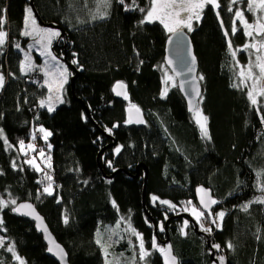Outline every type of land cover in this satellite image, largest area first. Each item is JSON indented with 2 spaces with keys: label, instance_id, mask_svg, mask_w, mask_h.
<instances>
[{
  "label": "trees",
  "instance_id": "1",
  "mask_svg": "<svg viewBox=\"0 0 264 264\" xmlns=\"http://www.w3.org/2000/svg\"><path fill=\"white\" fill-rule=\"evenodd\" d=\"M218 3V9L204 8L202 19L188 31L203 77L204 137L178 83L169 88L165 83L169 33L158 21L140 23L145 13L138 7L147 10L151 0H125L123 5L110 0L107 6L103 0H34L42 20L64 31L54 52L76 60L80 70L74 82L77 99L69 84V102L53 112L40 107L48 94L42 74L21 72L23 56L16 46L27 43L23 30L27 9L34 12L33 7L28 0H0V31L8 33L0 47V129L9 142L0 137V199L16 200L0 209V264H59L47 254L34 222L12 210L24 201L44 215L71 264H113L121 252L135 255V264H163L155 250L140 259L131 229L153 249L151 219L169 211L160 201L178 206L197 202L199 185L208 187L218 202L212 208V239L229 263L264 264V203L257 202L264 200V102L253 105L249 86H234L240 84L241 64L246 66L255 51L244 48L248 38L234 16L237 10L249 14L248 0ZM105 12L102 19L93 18ZM119 82L127 86L126 98L113 91ZM130 106L144 113V124L127 122ZM39 125L51 131L47 142L37 133V143L51 157V181L27 163L30 154L20 144L30 141ZM50 182L55 187L51 195L44 192ZM219 212L222 219L215 216ZM110 225L118 229L111 246L103 235ZM168 230L179 264L211 263L206 241L192 225L184 230L182 223H174ZM9 246L20 260L7 251Z\"/></svg>",
  "mask_w": 264,
  "mask_h": 264
},
{
  "label": "rangeland",
  "instance_id": "2",
  "mask_svg": "<svg viewBox=\"0 0 264 264\" xmlns=\"http://www.w3.org/2000/svg\"><path fill=\"white\" fill-rule=\"evenodd\" d=\"M164 2H165V0H159V2L157 3L158 14L160 12V4H162ZM206 7L207 6H205V8ZM254 9L255 10L253 12L248 11L249 14H245L244 11H241V12H243L244 20H246L249 24L253 25V27L245 28L244 24L237 18H236V26L241 27L242 30L245 32V34L247 32L253 33V35L251 37H249L246 34V36L248 38V42L246 45L257 44L259 51H257V49L255 48V51L252 53V59L247 63V65H249V63L251 62L252 72L254 74V77H259L260 76L259 68L255 66L256 57L260 56L261 62H264V47L260 46V42L264 41V35H259L256 31L257 20L260 19V20L264 21V9L260 8L259 0H254ZM196 14H198L200 18L196 19L195 14H194L193 20L191 21L192 30L194 29L195 24L202 19L203 11L199 12V10H197ZM186 15H188V14L183 15L181 13V16H186ZM33 20L35 21V23H33ZM154 21L160 22L159 20H154ZM166 22L169 23L170 25H174V17L173 16L167 17ZM181 28H184V27H180V28H178V30ZM185 29L188 31L187 28H185ZM25 31H29L31 33V35L26 36L23 34L28 39L27 43L26 44H23L22 42L17 43V45H19V47H17V49L22 52L23 59H22L21 64L23 63V65L26 69H27L28 65L31 64L33 66L34 70H32V71H21V72L23 74H28V73H31L34 71H38L42 74L43 85L48 90L47 96L44 99H42L45 101V105L42 108L48 109L49 107H51L52 111H50V112H53L58 106L69 102V89L68 88H69V84H70V80H71V68L53 50L55 42H56V44H58V42L62 39V38L60 39L62 34L58 28L49 27V26H45V25L40 24L39 21L36 19L34 12L30 8L27 9L26 23H25V28L23 30V33ZM54 31H58L60 33V35L58 37H52L51 32H54ZM2 32L6 33V37L4 38V43H3V44H5V42H7L8 33L5 31H2ZM167 32L169 34L171 33L168 30H167ZM37 41H39V42H37ZM2 45H0V47ZM245 46H244V48L248 51H250V49H253L252 47H245ZM49 53H50V55H49ZM52 56H55L57 58V61H52V59H51ZM26 57H27V59H26ZM57 62L59 63L60 66H62L61 69L58 71L57 70H50V66L53 63H57ZM242 66H244V65L241 64L240 72L242 70ZM64 67L67 68V72L64 73L63 75H61V72L63 71ZM243 72H244V76L246 78L248 75V68L243 67ZM45 73H48V74L45 75ZM166 76L172 77V79L167 81V83H166L168 85L167 86L168 88L173 86V85H176L177 79L174 76V74L170 71V69L168 71L167 70L165 71V77ZM247 85L249 86L250 90L253 91V96L257 100V103L258 102H264V94H262V93H264V79L259 80L257 83H255V85L253 84V79H248ZM192 114L194 116L195 121L196 122L199 121V123L197 122V124L200 126V128H201V124H203L207 130V119H205L206 116L203 113V111L201 110V108L198 107ZM41 127L43 129H45L46 132L51 133V131L49 129H47L44 126L39 125V126H37L36 129L33 130V133H32V136L35 135L36 139L31 138V140L28 141L27 143H23V145H21V147H22L24 153L30 154V158L28 160H31L32 164L36 168L43 170L44 175L47 174V175L51 176V168H50L51 157H50V154L47 152L46 149H44L42 146H39L40 144L37 143V133L42 134V139L44 136V133L39 131V129ZM50 136H48L47 141H49ZM29 143L34 145L35 151H33L32 149H29L27 147V145ZM46 145L48 146L49 143ZM40 149L44 150V156L39 155ZM36 151H37V153H36ZM50 184H51V192L53 194L55 192V187H54V184L52 182H50ZM162 201H164V200H162ZM162 204L164 205V207H168L169 210L175 211L176 212L175 215L178 214L177 211L182 210V212L183 211L189 212L196 219L195 215L193 214L194 208L197 209L198 211L205 212V214L207 215V211L202 210V208L199 206L198 202H195L193 200L188 202L187 206H184V205L178 206L172 202H169L168 204H164V203H162ZM210 210L212 211V209H210ZM175 215H173V216H175ZM181 218H184V217H180L178 219H181ZM186 219L187 220H184L181 222L184 230H186V228L189 225H192L190 219L187 217H186ZM185 221H188L187 226H185V224H184ZM198 223H199V228L201 230H203L204 228H212L211 218L205 219L204 217H201ZM201 225H203V227H201ZM117 231H118V229H117L116 225L115 226L110 225L106 228V230H104L103 235H105V238H106L105 241H106L107 245L111 246L114 244V242L116 240L115 236L117 234ZM131 231H132V229H131ZM135 233H137V232H135ZM132 234H133V231H132ZM137 234L138 235H135V236H136L137 243L139 244V246H138L139 247L138 248L139 257H141V249H140L141 240L143 241L144 251L147 253V255H145L143 259H146L150 254H152V252L154 250L157 253L160 252L161 248L159 246H161V245H159L153 249H150L147 247L143 235L141 233H137ZM119 239H121V238H119ZM109 246H107V248H109ZM104 252L109 257L111 256V253H108L105 250H104ZM112 259H113V264H135L136 263L135 255L129 256L124 252L115 253V255Z\"/></svg>",
  "mask_w": 264,
  "mask_h": 264
},
{
  "label": "water",
  "instance_id": "3",
  "mask_svg": "<svg viewBox=\"0 0 264 264\" xmlns=\"http://www.w3.org/2000/svg\"><path fill=\"white\" fill-rule=\"evenodd\" d=\"M28 2L32 5L34 13L36 15L37 20L40 24L58 28L61 30V37L62 38L64 31L62 28L56 24V23H46L42 20L40 15L38 14V11L36 7L34 6V0H28ZM256 31L259 33L260 29L257 26L256 23ZM193 57L195 58L193 62ZM61 59L67 63V65L71 68V88L74 95V98H76L74 94V82L76 77L79 74V69L68 60L67 54H64ZM171 61V63H169ZM165 63L167 67L170 69V71L174 74V76L177 79L178 87L180 89V92L182 93L188 107L189 113H193L198 107H200V103L203 97V85L202 81L199 77V60L198 56L195 51V46L191 37V34L184 28H181L177 30V32L170 33L167 41H166V49H165ZM191 67L192 71L189 72L188 68ZM183 85V87H181ZM113 91L116 96L125 98L127 95V86L123 82L117 83ZM198 91L199 95H195V92ZM117 93H120L117 95ZM191 102V103H190ZM87 114L89 113L88 108L84 105ZM138 107H132L130 106L127 109V116L128 119H131L133 123L135 124H144L145 122V115L144 113L139 109ZM142 120L143 123H138L136 121ZM106 135L109 136L110 132L107 130ZM117 172V171H115ZM138 177V175H136ZM135 176V177H136ZM148 179V172L145 171L144 180L145 185L147 184ZM198 189H203V191H198ZM195 197L199 204V206L204 211H208L209 209H206L204 207V204H201V200H203L205 203H207L210 207V209L213 208L214 205L210 203L211 199H214L212 191L206 187L205 185H199L196 188L195 191ZM20 204H29L31 205V209L28 208H22L19 212L15 211V214L19 217L29 219L35 224L36 230L42 234L44 242L47 246V254L54 258L59 264H71L69 254L65 246L58 241L56 235L53 233L52 229L50 228L49 224L46 221V218L44 215L40 213L37 206L30 202V201H24L19 203L16 207H18ZM39 217L40 219H36V217ZM151 217V216H150ZM180 217H187L190 219L192 226L194 227V230L198 235H201L203 239L206 241V246L209 249V254L211 258L210 264H230L229 259L227 257L226 252L222 248V246L219 243H213L212 239V233L203 231L199 228L198 221L189 213L186 211L179 212L175 216H172L171 218H167L165 223H161V226H163L162 233H167L166 238L162 239L157 232V223L152 218L156 234L154 236V242L156 247L161 245L164 249V252H159V255L162 259L163 264H173V257L175 258L174 264H179L180 259L175 253V249L173 247V244L171 242V237L169 235L168 230V224L172 218L178 219ZM213 245H219V249L214 248ZM49 248L52 249V251H49ZM155 248V247H154ZM223 257V262H221L220 258Z\"/></svg>",
  "mask_w": 264,
  "mask_h": 264
},
{
  "label": "snow or ice",
  "instance_id": "4",
  "mask_svg": "<svg viewBox=\"0 0 264 264\" xmlns=\"http://www.w3.org/2000/svg\"><path fill=\"white\" fill-rule=\"evenodd\" d=\"M133 2H134V0H133ZM158 2H159V0H151V5H150V7L147 10L145 8H143V7H138V10L140 12L145 13V16L141 19L140 23L144 24V23L154 22V20H159L160 23L163 24L164 27L169 32L174 33V34L177 32L178 28H180V27H184V28H187L188 31H192L191 21L193 20L194 14H195V18L196 19L200 18L199 15L196 14L197 10H199V12H202L204 10L205 6H212V7L217 8V9L219 8L218 0H165L164 3L160 4V12L158 14V10H157V3ZM103 3L105 4V6H107L110 3V0H103ZM119 3L121 5H123L125 3V0H119ZM259 6H260L261 9H264V0H259ZM247 10L249 12H253L255 10L254 9V0H248ZM229 11H232V9L229 8ZM181 13H188V15L181 16ZM106 14H107L106 12L105 13H101L99 17L94 16L93 18L94 19H96V18H101L102 19ZM217 15H219L218 12H217ZM169 16H173L174 17V25H170L169 23L166 22V18L169 17ZM234 16L237 19H239L244 24L245 28L253 27V25L249 24L246 20H244L243 12L237 10V11H235ZM33 23H35L34 20H33ZM233 23H235V21ZM2 24H3V18L0 17V25H2ZM221 24H223L222 21H221ZM257 26L260 29L258 34L259 35H264V21L258 19L257 20ZM231 31H232V34L235 35L236 32H237L236 27H232ZM23 34L26 35V36L27 35H31V33L29 31H25ZM224 34L227 37L228 36V31L225 30ZM246 34L249 37H251L253 35L252 32H247ZM59 35H60V33L58 31L51 32V36L52 37H58ZM5 37H6V33L0 31V45H2L4 43V38ZM37 42H39V41H37ZM260 46L264 47V41L260 42ZM17 47H19V45H17ZM228 47H229V49L232 48V44H231L230 40L228 41ZM245 47L256 48L257 51H259V48L257 47V44L246 45ZM49 55H50V53H49ZM231 55H232V57H235V55H236L235 51H232ZM26 59H27V57H26ZM51 59H52V61H57V58L55 56H52ZM194 60H195V58L193 57V62H194ZM72 63L76 64L77 61L73 60ZM169 63H171V61H169ZM255 66L259 68V72H260V76L259 77H254V74L252 72V64L250 62L249 65L242 66V70L239 73V75L241 76L240 84L239 85H234V86L235 87H239V86L243 85L244 87H247L248 86L247 85V80L248 79H253V84L254 85L259 80L264 79V62H261V57L260 56L256 57ZM61 67L62 66H60L58 62L57 63H53L50 66V70H57L58 71V70L61 69ZM243 67H247L248 68V75H247L246 78L244 76ZM32 70H34V68H33V66L31 64L28 65L27 69L24 67L23 63L21 64V71H32ZM188 71L191 72L192 68L189 67ZM66 72H67V68L64 67L63 71L61 72V75H63ZM47 74L48 73H45V75H47ZM171 79H172V77L166 76L165 77V83H167V81H169ZM200 79H203V77H201ZM3 81H4V78H3L2 75H0V87L3 86ZM181 87H183V85H181ZM167 91H168V89H167V87H165L164 91L161 93V96L162 97L166 96L167 95ZM119 94L120 93H117V95H119ZM262 94H264V93H262ZM195 95L198 96L199 92L196 91ZM247 95H248L249 99L251 100V103L253 105H256L257 104V100L253 96V91L249 90ZM44 105H45V101L41 100L40 101V107H44ZM48 111H52V108L49 107ZM137 111H139V109H137ZM262 120H264V117H262ZM127 122L128 123H132L133 121L131 119H129ZM136 122L143 123L142 120H139V121H136ZM197 122L199 123V121H197ZM39 131L44 133L43 139H44L45 142H47V138H48V136L51 135V133L50 132H46L45 129H43L42 127L39 129ZM108 131L110 132L111 129H109ZM201 132H202V135L204 137L208 136L207 130H206V128H205V126L203 124H201ZM0 137H3V130L2 129H0ZM32 139H36V136L33 135ZM3 143L4 144H9V142H8L6 137H3ZM23 143H24L23 141L20 142L21 145H23ZM9 147H12V146L9 145ZM27 147L29 149H32L33 151H35V147H34L33 144L29 143L27 145ZM48 147L50 148L51 145L49 144ZM115 151L117 153H119L120 148H116ZM25 155H27V153H25ZM39 155L44 156V150L43 149L39 150ZM27 163L31 164L32 161L28 160ZM13 167H15L14 163H13ZM36 170L39 171L40 169L37 168ZM46 179L51 181L52 177L46 174ZM262 190H264V189H262ZM198 191H203V189H198ZM44 192L48 193L49 195L52 194V192H51V184L50 183L44 188ZM152 199L155 201L157 198L153 197ZM257 202L264 203V200H258ZM9 203H11L12 205H16V200L13 199L10 202H6L5 200L0 199V209H2L4 207H8ZM161 203L168 204L169 202L168 201H161ZM210 203L212 205H214V204H216L218 202L216 200H214V199H211ZM201 204H204V207L206 209H209V210L207 211V215H206L205 212L198 211L197 209L194 208L193 209V214L195 215L197 221L199 222L201 217H204L205 219L211 218V223L215 224L216 223V219L212 218L213 217V213L210 210L209 205L207 203H205L203 200H201ZM22 208L31 209V205H29V204H20L18 207L13 208L12 210L16 211V212H19L20 209H22ZM215 216L217 218L222 219L223 216H224V213L223 212H219V213H216ZM36 219H40V218L37 216ZM0 223H2V221H0ZM65 223H67V219H65ZM184 224H185V226H187L188 221H185ZM201 227H203V225H201ZM162 230H163V226H161V231ZM203 230L206 231V232H211L212 231L211 228H204ZM132 231H133L134 235H138L137 233H135L134 229ZM181 231H183V229H181ZM97 243H100V241L98 240ZM3 245H4V238L0 237V246H3ZM153 247H156L155 242H153ZM213 247L219 249L220 246L219 245H213ZM228 247H231V244H229ZM140 249H141V257L140 258L143 259L144 256L147 255V253L144 251V246H143V241L142 240H141V243H140ZM7 251L13 253V255L15 256V251H14V247L13 246L7 247ZM49 251H52V249L49 248ZM160 251L164 252V249L161 248ZM15 258L17 260H20L19 256H15ZM172 259H173V264H174L175 258L173 257ZM220 260H221V262H223V257H221ZM20 264H24V262L21 260Z\"/></svg>",
  "mask_w": 264,
  "mask_h": 264
},
{
  "label": "flooded vegetation",
  "instance_id": "5",
  "mask_svg": "<svg viewBox=\"0 0 264 264\" xmlns=\"http://www.w3.org/2000/svg\"><path fill=\"white\" fill-rule=\"evenodd\" d=\"M183 15H185V14H188V13H182ZM185 29V28H184ZM175 211H171V210H169L168 212H163L162 214V216L160 215V216H156V218H155V220L157 219V221H156V223H157V232L159 233V235H160V237L162 238V239H164L165 237H166V234L167 233H162L161 231H160V224L161 223H165L166 222V219L167 218H170V217H172L173 215H175ZM167 217V218H166ZM175 219V218H174ZM170 220V222H169V225H168V229L171 227V225L172 224H174V223H181L182 221H184V220H187L186 219V217H184V218H181V219H178V220ZM154 234H156V230H154ZM160 248H163L162 246H159ZM159 251V250H158Z\"/></svg>",
  "mask_w": 264,
  "mask_h": 264
}]
</instances>
